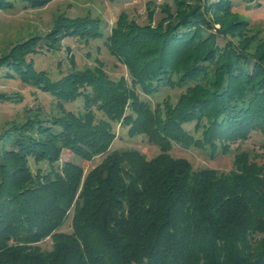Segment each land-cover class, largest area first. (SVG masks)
Instances as JSON below:
<instances>
[{"label": "trees", "instance_id": "obj_1", "mask_svg": "<svg viewBox=\"0 0 264 264\" xmlns=\"http://www.w3.org/2000/svg\"><path fill=\"white\" fill-rule=\"evenodd\" d=\"M15 3L0 0V11ZM161 3L156 23L120 13L105 37L127 78H110L98 60L80 70L70 59L56 80L35 68L33 57L57 52L63 39L103 38L90 16L59 17L0 57L1 77L49 95L56 109L0 126V264H264V164L242 151L221 173L170 155L177 145L214 157L253 133L264 138V39L248 36L233 0ZM165 88L181 91L174 103L144 99ZM1 102L17 101L0 93ZM114 124L159 153L110 151ZM64 152L104 158L86 172L61 161ZM70 216L71 232H59Z\"/></svg>", "mask_w": 264, "mask_h": 264}, {"label": "rangeland", "instance_id": "obj_2", "mask_svg": "<svg viewBox=\"0 0 264 264\" xmlns=\"http://www.w3.org/2000/svg\"><path fill=\"white\" fill-rule=\"evenodd\" d=\"M12 10L0 11V57L31 37H43L50 32L59 17L74 19L90 16L99 18L104 37L101 39L84 42L76 38H66L61 41L60 48L55 53L41 52L33 57L35 68L49 73L53 80L59 79L70 68L69 60L73 59L77 69L94 67L95 61L103 63L104 69L110 78L117 80L120 77L127 78L126 69L112 57L105 44V37L109 35L120 13H125L129 19L140 25L154 24L162 18L161 2L156 0L153 8L147 6L149 0H49L44 6L38 8H25L20 0H15ZM194 7L196 0H186ZM152 11V12H151ZM233 11L237 20L248 23V36L255 35L258 40L264 39V0H233ZM216 28L218 26L216 25ZM238 40L233 38V41ZM259 43V42H258ZM253 42V49L257 46ZM180 90L165 88L160 93L144 98L152 106L169 98L174 103ZM0 93L10 95L17 102L0 103V126L11 120H22L31 109L39 108L44 114L56 111L52 98L30 86L21 83L17 79H6L0 76ZM75 107H73L74 109ZM100 117V116H99ZM116 139L110 151L121 149H135L147 159H151L159 153L157 147L150 144L146 137H129L127 129L117 124L113 125ZM192 129V126H188ZM245 151L251 160L258 164H264V138L259 133H253L250 138L231 146L228 154H219L211 157L208 152L190 148L183 149L173 145L170 155L175 158H185L194 170L213 169L221 173H227L233 167L235 154ZM103 156L93 159L91 162L80 161L69 152L61 155V161H73L79 164L86 172L98 165ZM33 167V166H31ZM59 232H71V216L68 218ZM51 240L47 239L39 244L42 250L51 248Z\"/></svg>", "mask_w": 264, "mask_h": 264}]
</instances>
